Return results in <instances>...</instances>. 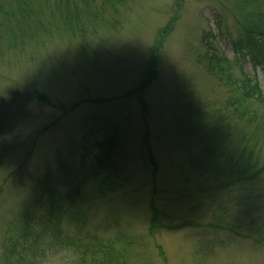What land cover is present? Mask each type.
Listing matches in <instances>:
<instances>
[{"label": "rangeland", "instance_id": "1", "mask_svg": "<svg viewBox=\"0 0 264 264\" xmlns=\"http://www.w3.org/2000/svg\"><path fill=\"white\" fill-rule=\"evenodd\" d=\"M130 8L111 30L89 25L81 35L24 41L4 31L0 16V264L7 223L47 176L81 192L82 232L106 235L118 219L142 242L146 264H264V238L236 202L256 214L264 197L247 199L226 177L195 168L174 121L187 90L202 100L224 95L194 64L201 32L219 14L240 29L250 8L232 0H131ZM257 76L264 90V72ZM102 115L123 140L114 190L97 198L78 144Z\"/></svg>", "mask_w": 264, "mask_h": 264}, {"label": "trees", "instance_id": "2", "mask_svg": "<svg viewBox=\"0 0 264 264\" xmlns=\"http://www.w3.org/2000/svg\"><path fill=\"white\" fill-rule=\"evenodd\" d=\"M131 0H0L5 32L21 41L41 34L81 35L86 28L118 26L121 14L130 11ZM239 11L250 15L240 29L219 14L215 27L202 31L193 50L194 64L216 86L222 97L199 99L195 89L185 93L182 111L175 117L180 145L190 163L229 183L244 188L247 199L264 197V90L257 76L264 72V0H232ZM248 12V11H247ZM216 31V32H215ZM229 48L230 52H224ZM239 69L236 75L234 69ZM44 102L50 103L46 97ZM120 130L109 116L91 118L78 144L81 167H89L87 185L97 198H105L118 178L122 154ZM0 149V158H2ZM34 199L7 223L1 241L4 264H20L28 253L50 237L66 239L82 252V264H146L138 248L144 246L114 219L102 232L83 230L80 206L84 198L77 187L58 185L50 176ZM236 200V199H235ZM248 215L247 227L264 238V208ZM110 231V233H109ZM137 246V247H136Z\"/></svg>", "mask_w": 264, "mask_h": 264}, {"label": "clouds", "instance_id": "3", "mask_svg": "<svg viewBox=\"0 0 264 264\" xmlns=\"http://www.w3.org/2000/svg\"><path fill=\"white\" fill-rule=\"evenodd\" d=\"M50 240L46 237L37 246L36 253H28L20 264H82V252L75 243L60 239L50 246Z\"/></svg>", "mask_w": 264, "mask_h": 264}]
</instances>
